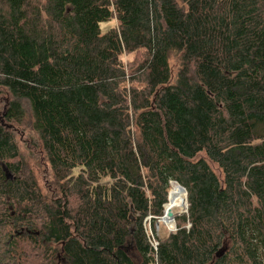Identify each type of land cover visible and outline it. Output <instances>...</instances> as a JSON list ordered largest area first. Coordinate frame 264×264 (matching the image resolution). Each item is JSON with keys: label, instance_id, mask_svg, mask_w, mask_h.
I'll return each mask as SVG.
<instances>
[{"label": "trees", "instance_id": "obj_1", "mask_svg": "<svg viewBox=\"0 0 264 264\" xmlns=\"http://www.w3.org/2000/svg\"><path fill=\"white\" fill-rule=\"evenodd\" d=\"M3 94L58 196L0 125V264H264V0H0Z\"/></svg>", "mask_w": 264, "mask_h": 264}, {"label": "rangeland", "instance_id": "obj_2", "mask_svg": "<svg viewBox=\"0 0 264 264\" xmlns=\"http://www.w3.org/2000/svg\"><path fill=\"white\" fill-rule=\"evenodd\" d=\"M113 26H116L115 20L113 22L103 24L101 28L103 31H105ZM125 59L127 58H124V60ZM5 100L10 101V98L5 94L0 95V117L2 113L4 112ZM23 113L24 114L19 122L8 123L5 121V123L7 126L11 127L10 132L12 133L15 143L18 146V149H19V152L22 158L24 170L34 177L43 197L48 201L50 200L53 201L58 196V190L55 187L54 182L52 180L51 172L49 170L44 154L39 147L37 136L35 132L32 130L33 122H32L31 113L25 103L23 104ZM173 186H177V185H173ZM172 190H176L182 195L185 206H186L185 211L182 213L184 208L181 206L182 214L181 215L177 214L174 217V220L172 223L168 222L167 220L164 221L165 216L164 218L163 217L160 218L159 221H157L155 225L154 231L150 228L151 220H150V217H148L145 220V225H146V231L149 237V242H151L152 244L157 243L158 239H162L168 234L175 233L177 229V221H176L177 218H179L180 216L186 215L187 202H186L183 191L175 189V188H172ZM175 212L177 213L178 211H175ZM126 248H127V253L129 257L133 260L134 263L138 264L140 262V257L136 253L133 246L130 243H128Z\"/></svg>", "mask_w": 264, "mask_h": 264}, {"label": "bare ground", "instance_id": "obj_3", "mask_svg": "<svg viewBox=\"0 0 264 264\" xmlns=\"http://www.w3.org/2000/svg\"><path fill=\"white\" fill-rule=\"evenodd\" d=\"M181 190H182V189H181ZM182 191H183V190H182ZM175 202H177V203H175ZM174 203H175V204H174ZM173 204H174V205H173ZM181 206L184 208L183 211H182ZM185 208H186V206H185L184 200H183L181 197H180V198H177V199H176L174 202H172V203H168V204H166V205L164 206V212H163V213H164L163 218H164V216H165L164 221L167 220L168 222L172 223L173 220H174V217H175L177 214L181 215V214L185 211ZM175 211H178V212L176 213ZM181 211H182V213H181ZM169 212H171V213L174 215L172 219H169V218L167 217V214H168Z\"/></svg>", "mask_w": 264, "mask_h": 264}, {"label": "water", "instance_id": "obj_4", "mask_svg": "<svg viewBox=\"0 0 264 264\" xmlns=\"http://www.w3.org/2000/svg\"><path fill=\"white\" fill-rule=\"evenodd\" d=\"M3 170L5 171L6 179H12L11 174H10L5 168H3ZM181 188H182V187H181ZM182 190L184 191L183 188H182ZM184 193H185V191H184ZM185 195H186V193H185ZM173 216H174V215H173L171 212H169V213L167 214V217H168L169 219H172ZM224 253H225V250H224V249H221V250L218 252V254L216 255V257H217L218 259H220V258L224 255Z\"/></svg>", "mask_w": 264, "mask_h": 264}, {"label": "flooded vegetation", "instance_id": "obj_5", "mask_svg": "<svg viewBox=\"0 0 264 264\" xmlns=\"http://www.w3.org/2000/svg\"><path fill=\"white\" fill-rule=\"evenodd\" d=\"M9 103L8 101L5 100V107H4V112L2 113L1 117H0V125L7 129V130H10L11 127L7 126L5 121H6V118H5V115H6V111H7V107H8ZM7 122V121H6Z\"/></svg>", "mask_w": 264, "mask_h": 264}, {"label": "built area", "instance_id": "obj_6", "mask_svg": "<svg viewBox=\"0 0 264 264\" xmlns=\"http://www.w3.org/2000/svg\"><path fill=\"white\" fill-rule=\"evenodd\" d=\"M146 233H147V231H146ZM147 237H148V233H147ZM148 240H149V237H148ZM149 244H150L151 248L153 249V251L156 252V250H157V243L152 244L151 242H149Z\"/></svg>", "mask_w": 264, "mask_h": 264}]
</instances>
